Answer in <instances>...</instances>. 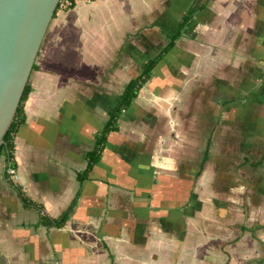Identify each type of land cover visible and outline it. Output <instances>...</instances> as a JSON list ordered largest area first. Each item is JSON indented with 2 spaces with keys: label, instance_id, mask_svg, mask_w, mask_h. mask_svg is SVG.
I'll use <instances>...</instances> for the list:
<instances>
[{
  "label": "crops",
  "instance_id": "obj_1",
  "mask_svg": "<svg viewBox=\"0 0 264 264\" xmlns=\"http://www.w3.org/2000/svg\"><path fill=\"white\" fill-rule=\"evenodd\" d=\"M34 63L16 180L0 157V264H264V0H76Z\"/></svg>",
  "mask_w": 264,
  "mask_h": 264
},
{
  "label": "water",
  "instance_id": "obj_2",
  "mask_svg": "<svg viewBox=\"0 0 264 264\" xmlns=\"http://www.w3.org/2000/svg\"><path fill=\"white\" fill-rule=\"evenodd\" d=\"M59 0H0V145Z\"/></svg>",
  "mask_w": 264,
  "mask_h": 264
},
{
  "label": "trees",
  "instance_id": "obj_3",
  "mask_svg": "<svg viewBox=\"0 0 264 264\" xmlns=\"http://www.w3.org/2000/svg\"><path fill=\"white\" fill-rule=\"evenodd\" d=\"M71 1H72V5L66 7L67 9L75 5L76 0H71ZM59 7H61L60 3H58L56 10ZM56 10L54 12V15L56 13ZM188 21H189V17L187 16L179 23L177 31L169 37V42L161 49V51L155 56L145 60L142 63L141 71L135 77L130 79V81L126 84L122 94L120 95L119 100L113 106L110 107L108 111V115H109L108 120L103 125V127L97 132L94 147L87 152L88 164L85 171L82 174H79L80 178H83V176L86 175L88 171L92 168V166L98 161L101 152L104 149L105 143L107 141L108 134L111 131L118 129L117 119L119 114L122 111H124L127 107H129V105L133 102L134 98L137 96L142 85L151 76L153 68L162 59L164 54L174 45L175 39L179 37L182 29L185 27ZM34 67H35V63L33 65V68ZM30 90H31V86L28 80L24 92L22 94L21 100L19 102V105L17 107L15 116L3 137L4 142L0 145V157L2 154H5L9 161L8 164L9 166L12 165L11 161L14 156V140H13L14 134L19 124L22 123L24 120V116H25L24 103L27 99ZM69 211L70 209L65 210L60 216L56 218H48L44 215L43 220L45 225H49V226L54 225L58 227L63 226L66 220L68 219ZM111 264H115V263L112 262Z\"/></svg>",
  "mask_w": 264,
  "mask_h": 264
},
{
  "label": "built area",
  "instance_id": "obj_4",
  "mask_svg": "<svg viewBox=\"0 0 264 264\" xmlns=\"http://www.w3.org/2000/svg\"><path fill=\"white\" fill-rule=\"evenodd\" d=\"M58 3H60V6L63 7V8H66V7L72 5V1L71 0H59ZM7 171L9 173L10 177L12 178V180H16L18 178L17 171H16V169H15V167L13 165H10L8 167Z\"/></svg>",
  "mask_w": 264,
  "mask_h": 264
}]
</instances>
